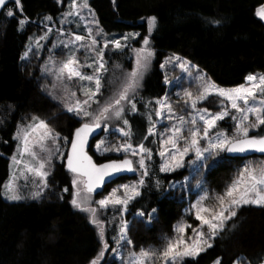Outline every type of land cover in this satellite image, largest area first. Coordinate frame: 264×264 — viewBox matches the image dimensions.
<instances>
[{
	"label": "trees",
	"instance_id": "1",
	"mask_svg": "<svg viewBox=\"0 0 264 264\" xmlns=\"http://www.w3.org/2000/svg\"><path fill=\"white\" fill-rule=\"evenodd\" d=\"M68 1L21 0L18 8L11 0L0 16V264H89L101 246L96 226L85 212L71 204V179L64 160L55 163L48 187L38 198L7 201L2 197L3 185L11 174V158L17 147L14 134L19 123L39 116L69 138L79 126L77 119L44 90L39 59L34 54L22 59L30 35L40 29L39 21L46 15L57 18ZM90 4L105 31H138L135 44L148 34L147 18H157L150 36L156 59L137 92L138 112L126 117L132 125L134 145L143 142L156 151L153 136L148 140L143 137L149 127L147 114L155 107L154 101L167 91L160 65L169 54L186 58L226 88L244 84L249 74H264V20L255 14L264 0H90ZM8 9L15 12L14 17L6 15ZM21 19L28 21L23 28L18 23ZM213 20L219 23H210ZM127 56L128 49L123 53L109 50L106 54L110 67L122 60L129 66ZM110 89V85L105 86L104 94ZM149 100L153 104L145 108ZM152 120H156L155 115ZM219 124L225 129L232 127L229 120ZM112 126L123 125L113 121ZM260 134H264V129ZM90 152L98 162L112 158L98 155L92 147ZM222 157L223 162L215 167V162L209 160L208 167L190 180L189 190L168 188L171 181L183 179L187 170L162 173L157 157L151 161V177L146 178L142 195L129 204L124 215L130 219L129 236L134 250L158 249L171 237L177 223H194L186 207L195 195L191 190L197 181L204 178L210 197H214L224 191L244 160L228 154ZM135 176L136 172L130 177ZM157 179L161 181L159 188L155 185ZM64 188H69V192H64ZM153 208L157 209L156 219L149 225L147 215L142 220L137 213L147 214ZM116 212L112 208L100 211L110 245L101 264L114 263L109 252L115 247ZM218 258L221 264H233L238 258L239 264L264 262V207L240 208L213 247L196 258L186 257L184 264H212Z\"/></svg>",
	"mask_w": 264,
	"mask_h": 264
},
{
	"label": "snow or ice",
	"instance_id": "2",
	"mask_svg": "<svg viewBox=\"0 0 264 264\" xmlns=\"http://www.w3.org/2000/svg\"><path fill=\"white\" fill-rule=\"evenodd\" d=\"M8 2L9 0H0V8H5ZM13 2L20 8L21 0H13ZM69 9L65 15L78 17L80 21L85 20L81 15L84 9L91 11L88 0H79V2L71 0ZM255 14L264 20V4L258 7ZM6 15L14 17L15 12L8 9ZM45 20L51 22L52 17H45ZM27 22L21 19L18 23L22 27ZM156 23L155 16L147 18L148 35L139 41L141 47L138 48H131L128 42L136 40L140 36L139 33L109 39L95 18L84 24L85 35L74 32L69 34L58 29L60 36L68 37L67 40L61 39L59 43L69 50V54L58 66L52 61L51 69L45 65L41 71L55 78L47 94L52 100L58 101L64 111L71 113L77 119L79 126L69 138L61 136L45 119L32 116L29 123L17 127L14 136L18 145L17 155L12 157V163L19 176L14 173L3 185V195L11 201L23 199L18 183L21 177L25 182L30 177L34 178L42 188H47L54 156L62 160L66 158L67 171L72 174L71 204L79 211L88 213L90 222L98 229L101 246L89 264H101L110 247L104 222L99 219L101 210L111 207L121 212L119 231L113 240L121 248L126 245L133 246V241L128 236L129 224L123 218V213L127 211L132 201L142 195L141 189L145 187L146 178L151 177L149 162L153 157V149L143 142L134 146L132 125L126 117L129 113L138 112L136 95L155 56L154 50L150 47V36ZM210 23L218 24L219 21L213 20ZM92 25H95V28ZM51 32L52 28L48 27L45 35L36 39L37 49L42 47L40 41L47 40ZM128 48H131L134 56L131 70L123 71L121 65H114L113 79L107 81L112 85L111 94L105 96V76L109 72L108 60L105 56L109 50L123 53ZM81 51L84 53L83 60L77 55ZM30 52H32L31 44L22 59L27 58ZM173 59L177 62L181 61L179 56H173L165 63ZM189 66L190 62L186 60L179 63V67L191 75ZM161 67L163 68L164 64ZM116 69H121L119 77L115 76ZM195 80L198 81L195 92L183 89L182 92L177 93L180 99L176 103L183 102L186 115L177 113L167 95L156 99L155 107L147 114L149 127L147 136H144L143 140H148L149 136H159L158 154L161 157L159 171L173 173L184 168L186 157L191 154L194 159L189 161L188 165L192 168L190 176L194 179L195 174L208 167L209 160L215 161L213 167L222 163L225 159L222 154H231L234 158H243L242 154L247 153L264 154V134H260V130L264 129V74H249L246 77L247 84L232 88L219 87L204 75L195 77ZM165 83H168L167 77ZM210 96L219 98L216 111L199 107ZM152 104L153 101L149 100L144 107L148 108ZM187 109L191 111L187 112ZM165 114L169 121L175 122L164 133L158 134L152 116L165 118ZM226 118L235 122L231 135L218 127L219 122ZM113 121L122 122V127L112 129L113 133L120 134L123 138L122 142L108 144L102 139L96 144V150H102V154L122 153L124 158L97 163L88 153L89 140L95 139L93 134L97 133V130L107 132ZM61 141L65 145L70 144V150L66 155L60 151ZM137 171L140 173V178L135 184H121L104 198L92 200L91 194L101 188L107 179L124 172ZM190 182V179L186 178L184 182L170 183L169 187L183 189L188 187ZM155 185L159 188L161 181L157 179ZM196 187L201 188L202 181L198 180ZM63 191L69 192V188H64ZM40 195V191L32 193L33 199ZM210 198L215 200V204L211 207L207 204ZM93 203L96 207L92 206ZM244 206L264 207V161L246 163L225 186L222 193L210 197L205 191L200 195L195 203L190 204L188 210L194 217V223L177 224L174 228L175 236L166 238L162 249L149 247L140 248L139 251L130 250L126 258L120 253L121 264H184L186 257L196 258L212 248L215 239ZM156 212L157 209L153 208L147 214L145 211H140L137 215L142 220L147 215L146 223L150 225L152 220L156 219L154 215ZM111 251L116 253L117 248H112ZM239 259L233 264H239ZM214 264H221L220 258L214 261Z\"/></svg>",
	"mask_w": 264,
	"mask_h": 264
},
{
	"label": "rangeland",
	"instance_id": "3",
	"mask_svg": "<svg viewBox=\"0 0 264 264\" xmlns=\"http://www.w3.org/2000/svg\"><path fill=\"white\" fill-rule=\"evenodd\" d=\"M78 2H79V0H78ZM70 4H71V0H69L67 2V4H65L63 11L60 13V15H58L57 18H54V17H52L50 15L44 16L42 18V20H40L39 23H38V25L40 26V29H35L34 32L29 37L27 50H28L29 45L31 44L32 52L29 53L27 58H29L30 56H32L34 54L40 61L39 62L40 63L39 64L40 71H41V68L43 66H45V65H47L48 68L51 69L53 67L52 61H54L55 65L58 66L60 64V62L62 60H64V59H66L68 54H69V50L67 48H64L63 45H61L59 43L61 39L67 40L68 37L67 36H60L58 31H57L58 29H62L63 31H65L66 33H69V34L74 32L76 34L85 35L86 32H85V29H84V24L87 21L93 20V18H95V20L99 21V18H98V15H97L96 11L94 10V8L90 4V0H88V4H89V8H90L91 11H89V9H84L81 12V15L83 17H85L84 21H80L78 17H68V16L65 15L70 10L69 9V5ZM48 16L52 17V21L51 22L45 20V17H48ZM69 21H71V22H69ZM77 23H79V27H77ZM23 26H25V24ZM23 26H22V28H23ZM92 26L95 28V25H92ZM48 27L52 28V32L49 35L47 40H41L40 41V44L42 45V47L37 49L35 41H36V39L38 37L45 35ZM99 27L104 30V28L100 24V21H99ZM104 33H106L108 38L111 39L113 37L120 38L121 36H123L125 34L139 33V32L138 31H128V32H125V33H119L118 34V33H115V32L109 33V32L104 30ZM140 40H142V39H140ZM150 42H151L150 43V47L155 52V49L153 47V43H152L151 38H150ZM128 43L131 45V48L141 47V43L139 42L138 44H135L134 40H130ZM53 45H57V46L53 47ZM131 48H128V56H127V59L130 61V65L129 66H126L124 64L123 60L120 61V62H116V63L111 64L112 65L111 67H110V64H108L109 72L105 76V81H106L105 86L108 87V85H110V84H108L107 81L113 79V68H114V65H116V64L121 65L123 71H130L131 70L132 64L134 62V56H133V53L131 51ZM77 55L81 58V60L84 59L83 51H81L80 53H77ZM173 56H179L181 58V61L177 62V61H175L173 59L171 62L165 63V61H167L169 59V57H173ZM105 59L108 60L106 58V56H105ZM155 59L156 58L154 56L148 71L144 75V79H145L146 75H148L149 72L151 71V68H152V65H153ZM185 60L189 61V60H187L186 58H184V57H182L180 55L169 54L168 56H166L164 58L163 62L161 63V65L164 64V67L162 68L161 65H160V69L164 73L163 82L165 83V77H167V80H168V83H165L167 91L162 97L167 95L169 97V99L173 102L177 113L181 114V115H186V111L184 110V106H183V102L182 101H180V103H176L180 99L177 96V93L178 92H182L183 89H190L193 92H195L196 91V86L198 84V81L195 80V77H197L199 75H204L206 78H209L204 71L200 70L198 68V66L195 65L194 63H192L191 61H189L190 62L189 71L191 72V75H189L188 72H185L183 69H181L179 67V63H181V62H183ZM40 74H41V76L43 78L42 85L44 87V90L48 93V91L51 90L52 83L54 82L55 78L52 75H45V73H42V71H41ZM120 75H121V69H116L115 70V76L119 77ZM144 79H143V81H144ZM247 83L248 82L245 79L244 84H247ZM216 85H218V84H216ZM110 86H111V89H110V91H111L112 90V85H110ZM218 86L222 87V88H226V87H223V86H220V85H218ZM73 88H75V85H73ZM110 94H111V92L107 93L105 96H108ZM218 104H219V98L215 97V96H210L209 99L207 101H204L202 104H200L199 107H207L211 111H216V110H218ZM190 111H191V109H187V112H190ZM225 120L231 121L232 127H230V129H225L224 126H222L221 124H218V127H219V129L221 131L227 132L229 135H231L233 133V131H234V123L235 122L233 120H231L230 118H226ZM29 122H30V120L26 121V122H21V123H19L18 126L23 125V124H27ZM154 122H155V125H156V132L159 134V133H164L166 131V129L170 128L172 123H174L175 121H169L166 118V114H165V118L156 117V120H154ZM115 128H119V127L115 126ZM112 129H113V126H112V123H111L109 125V130L107 132H104V131L101 132L100 136L94 141V144H93L92 148H93L94 152L97 153L98 155H111L112 158L124 157L122 153L106 152V153L102 154V150L101 151H97L96 150V144H98L100 142V140H102V139L106 140V142L108 144H117V143L122 142L123 138L120 136V134L118 132L113 133ZM16 131H17V129H16ZM15 134H16V132H15ZM15 134H14V136H15ZM61 136H66V135L61 134ZM153 140L156 143V151L153 152V157H152L151 161H153L155 159V157H157V159H158L157 166H158V169H159L160 164H161V157L158 154L159 136L158 135H153ZM16 142H17V145H18V141L17 140H16ZM61 145L62 146L60 148V151L62 153H65V155H66V153L68 151V148H69V145L63 144L62 141H61ZM14 155H17V147H16ZM193 159H194V156L191 155V154L188 157H186L185 167L182 168V169L187 170L188 174L183 179H181V180H173L170 183L184 182L186 178H189L190 180L192 179L191 176H190V173L192 172V168L189 167L188 162L193 160ZM217 159H220V158H217ZM63 160H65V159H63ZM60 161H62V159L54 156V158L52 160L51 167H50V175H51V173H52V171L54 169L55 163L56 162H60ZM151 161L149 162V169L151 167ZM211 161L215 162L214 160H211ZM261 161H264V156H261V157L253 156V157L244 158V160L240 164V167L238 168V170L243 168L246 163H249V162L259 163ZM179 170H181V169H179ZM238 170H237V172H238ZM14 173L17 176H19V172L17 171L16 167L13 166L12 158H11V174H10V177ZM136 173H137V176H135V177H130V178H128L126 180H123V181H118V182L115 181L114 183H112L110 185L109 189L106 192H104V193H101V194H99L97 196L95 195V193H92L91 194L92 200L95 201V200H99V199L104 198V196H107L113 189H116L121 184H135L137 182V180L140 178V173L138 171ZM162 173H164V172H162ZM236 175H237V173L234 175V177ZM10 177L8 178V180L5 183H7L9 181ZM70 179L72 180V174L71 173H70ZM200 181H202V187L201 188H197L196 187L197 183H196L195 186L191 190V191H193V193H195V195H194L193 199L190 200V202L188 203V205L186 207V209H188V210H189L190 204L195 203L196 200L198 199V197L200 195H203L205 191L208 192V189H207L206 185L203 183L204 182V178L200 179ZM18 183L20 185V194L24 197L23 199H21L19 201L27 200V199H33L32 193H34L36 191H40L41 194H42L45 191V189H46V188H42L39 185L38 181H36L34 178H31V177L27 180V182H25L24 178L21 177L18 180ZM168 188H170V187H168ZM185 188L189 190L190 189V185L188 187H185ZM208 194H209V192H208ZM209 196H210V194H209ZM2 197H3L4 200H7L5 198V196L3 195V189H2ZM7 201H11V200H7ZM207 204H208V206L211 207V206H213L215 204V200L210 198L207 201ZM92 206L96 207V205L94 203L92 204ZM109 208H111V207H109ZM127 211H128V209H127ZM127 211L123 213V218L130 225V219L125 218V216H124L125 213H127ZM86 214L89 217V214L88 213H86ZM115 217H116L115 218V222H116V231H117L115 236H117L118 231H119L121 212L117 210ZM99 219L101 220L100 213H99ZM180 223H182V222H180ZM177 224H179V223H177ZM175 226H174V228H175ZM189 232H190V230H189ZM128 236H129V232H128ZM174 236H175V231H173V234L171 235V237H174ZM171 237H169V238H171ZM121 243H123V242H121ZM162 247H160L158 249H162ZM114 248H117V252L116 253H114L112 251L109 252L110 253L109 259L113 260V262H114L113 264H121L120 253H122L124 255V257L126 258L127 254H128V251L134 250L133 247L127 246V245L125 247L121 248V247H119L116 244V242H115V247ZM136 251H139V250H136ZM106 255L107 254L105 253V258H106ZM212 264H214V263H212ZM261 264H264V262L261 263Z\"/></svg>",
	"mask_w": 264,
	"mask_h": 264
},
{
	"label": "water",
	"instance_id": "4",
	"mask_svg": "<svg viewBox=\"0 0 264 264\" xmlns=\"http://www.w3.org/2000/svg\"><path fill=\"white\" fill-rule=\"evenodd\" d=\"M10 1H11V0H9V2L7 3V5L10 3ZM7 5H6V7H7ZM6 7H5V8H6ZM5 8H0V16H1V14H2V12L4 11ZM101 132H102V131L97 130V133H94V134H93V135L95 136V139L90 138V140H89L88 153H89V155H91V156L93 157L94 161H96V159H95L94 155L90 152V148L92 147L94 141L100 136ZM69 150H70V144H69L68 151H69ZM68 151H67V152H68ZM228 155H229L230 157H232L231 154H228ZM242 156H243V158H248V157H253V156H260V157H261V156H264V154H260V153H247V154H242ZM123 158H124V157L111 158V159H123ZM111 159H107V160H104V161H101V162H98V161H96V162H97V163H106V162H108V161L111 160ZM64 163H65V167H66V158H65V160H64ZM66 169H67V168H66ZM133 174H134V172H124V173L119 174V176L109 178V179L106 180L105 184H104L101 188H98V189L96 190V192H94V193L96 194V193L102 191L106 186L111 185L112 183H114L115 181L119 180V179L122 178V177H130V176H132Z\"/></svg>",
	"mask_w": 264,
	"mask_h": 264
}]
</instances>
